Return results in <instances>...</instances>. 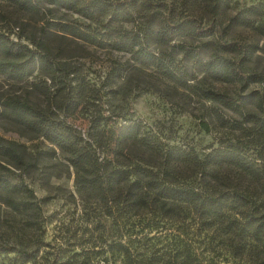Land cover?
<instances>
[{
    "label": "trees",
    "instance_id": "1",
    "mask_svg": "<svg viewBox=\"0 0 264 264\" xmlns=\"http://www.w3.org/2000/svg\"><path fill=\"white\" fill-rule=\"evenodd\" d=\"M4 1L10 10L0 9V21H6L0 23V120L27 140L38 139L46 151L59 150L73 168L75 184L93 191L106 205L108 216L121 218L124 229L101 251L60 252L46 264H112L116 257L120 264H203L206 250H199L194 242L172 235L154 243L153 238L133 229L136 222L130 220L132 216L144 213L152 226L179 217L180 224L190 219L202 226L214 225L230 253L240 255L250 245L264 261V118L246 110L243 118L254 123L247 128L243 121L226 119L223 110L217 109V120L231 128V135L202 158L174 149L165 151L166 164L158 167L145 162L125 165L118 161L115 147H120L124 138L137 137L133 126L114 132L111 140L115 147L106 152L99 133L83 138L56 120L50 108L31 99L30 93L42 94L49 105L54 90L66 86L68 71L60 68L46 43L24 42L11 37V32L18 26L15 14L63 8L88 21L84 26L67 23L64 32L89 44L134 54L172 81L185 80V71L175 65V54H181L200 63L217 80L241 85L250 79L264 80V71L250 64L256 45L241 38L214 40L213 29L200 27L197 16L177 8L174 0ZM206 12L220 15L218 2L208 3ZM231 19L240 24L245 21L239 15ZM203 37L208 40H201ZM196 40L200 41L194 44ZM199 47H210L206 59L199 56ZM16 83H23L28 94L26 90L2 89ZM194 93L223 109L235 110L247 102L245 95L233 97L226 90L196 86ZM29 155L23 142L0 134L2 187L8 184L10 173L28 171L33 165ZM181 160L190 163L188 168L179 166ZM15 186L7 190L4 201L18 210L23 201L14 199Z\"/></svg>",
    "mask_w": 264,
    "mask_h": 264
},
{
    "label": "rangeland",
    "instance_id": "2",
    "mask_svg": "<svg viewBox=\"0 0 264 264\" xmlns=\"http://www.w3.org/2000/svg\"><path fill=\"white\" fill-rule=\"evenodd\" d=\"M210 2H218L220 15L206 12ZM174 3L180 10L193 12L200 27L213 29L214 40L241 38L256 45L250 64L264 71V0ZM0 9L10 10V6L0 0ZM235 15L244 18V23L233 21L231 17ZM15 16L18 26H14L11 37L46 43L60 68L68 71L66 86L54 90L49 105L42 94L31 92V99L50 108L56 120L83 138L99 133L106 152L115 147L111 140L114 132L133 126L137 137L124 138L120 147H115L120 163L145 162L158 167L166 164L165 151L174 149L202 158L231 135V128L217 120V109L223 110L226 119L243 121L247 128L254 123L243 118L246 110L264 118V80L250 79L242 85L220 81L206 73L200 63L175 54V65L186 76L184 81H172L134 54L89 44L64 32L67 23L84 26L88 22L69 10L52 7L39 14ZM209 48L196 50L206 59ZM196 86L226 90L233 97L245 95L247 102L235 110L223 109L197 96ZM5 88L16 93L29 91L23 83L2 89ZM32 89L37 91L36 87ZM11 128L0 120V134L23 142L33 165L20 175L19 170L10 173L5 187L0 184V264H46L60 252L101 251L111 238L123 232L121 218L108 216L106 205L93 191L75 184L73 168L59 150L48 152L38 139L27 140ZM188 164L181 160L179 166L188 168ZM15 184L14 199L23 201L18 210L4 201L7 190ZM143 215L132 216L130 220L136 222L133 229L153 238L154 243H162L172 235L192 241L199 250H206L203 264H264L262 256L250 245L240 255L230 253L226 240L217 237L214 225L202 226L190 219L180 224L179 217L152 226L150 219L146 220L149 215ZM112 264H120L119 258H114Z\"/></svg>",
    "mask_w": 264,
    "mask_h": 264
}]
</instances>
